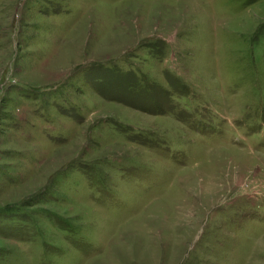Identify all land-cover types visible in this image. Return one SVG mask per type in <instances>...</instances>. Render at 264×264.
Wrapping results in <instances>:
<instances>
[{
    "label": "rangeland",
    "instance_id": "1",
    "mask_svg": "<svg viewBox=\"0 0 264 264\" xmlns=\"http://www.w3.org/2000/svg\"><path fill=\"white\" fill-rule=\"evenodd\" d=\"M0 264H264V0H0Z\"/></svg>",
    "mask_w": 264,
    "mask_h": 264
}]
</instances>
